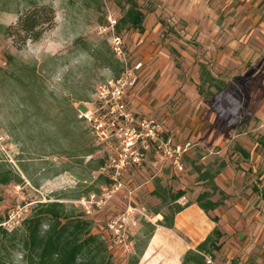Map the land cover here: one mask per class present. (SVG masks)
I'll use <instances>...</instances> for the list:
<instances>
[{
  "label": "rangeland",
  "instance_id": "rangeland-1",
  "mask_svg": "<svg viewBox=\"0 0 264 264\" xmlns=\"http://www.w3.org/2000/svg\"><path fill=\"white\" fill-rule=\"evenodd\" d=\"M40 2L53 7L55 20L37 41L55 54L45 52L39 60L25 61L22 54L31 39L18 44L6 28L27 12L26 3L0 0V170L21 179L0 185V222L15 208H25L28 215L39 203L62 202L74 216L91 221L92 233L105 241L114 264H128L132 255L143 251L142 264L152 238L162 228V214L167 212L162 209L156 214L161 201L151 192L157 178L174 191H187L180 203L195 204L206 188L198 181L195 166L215 170L225 161L227 166L220 174L226 176L229 165L234 174L224 180L234 191L250 197L252 189H260L264 171L244 170L241 164H249L248 158L231 151L240 136L254 141L260 134L258 123L244 124L250 117L249 100L258 91L250 87L257 82L256 76H251L253 69H248L253 60L243 56L242 35L250 28L243 27L242 18L247 5L251 6L248 10L258 12L264 0H139L146 16L142 32L128 27L118 30L117 23L114 30L110 28L109 17L118 22L122 16L116 0ZM113 33L124 40L129 67L143 63L128 95L131 110L125 106L126 111L136 120L160 125L162 138H171L186 152L184 170L178 171L153 148L140 165L125 170L126 189L104 199L107 184L101 175L109 176L110 171L106 166L101 169V161L108 163L117 141L98 142L79 113L94 101L100 85L124 71L111 48ZM209 38L212 43L216 39L215 51L223 53L228 62L226 74L219 73L217 78L224 83L221 92L200 79L202 61H207L209 70L218 67L206 57L210 48H205L204 41ZM88 146L95 148L91 154H85ZM242 169L245 174L239 178L236 174ZM232 212L235 223L226 219V202L207 215L209 219L219 216L215 226L224 235L219 249L202 253L205 264H210L209 260L214 264H264V243L258 240L256 228L248 230L243 224L244 233L240 224L243 211L237 208ZM198 219L196 215L191 225L177 230L174 223L172 230L164 233L165 244L149 260L165 264L177 252V264H182L189 250L198 251L206 239L203 231H198ZM150 224L156 227L152 236ZM20 248V233L0 235L2 261L24 264Z\"/></svg>",
  "mask_w": 264,
  "mask_h": 264
},
{
  "label": "trees",
  "instance_id": "trees-1",
  "mask_svg": "<svg viewBox=\"0 0 264 264\" xmlns=\"http://www.w3.org/2000/svg\"><path fill=\"white\" fill-rule=\"evenodd\" d=\"M122 10V16L117 22V29L128 27L138 31H144L145 12L139 4V0H116ZM27 12L19 21L6 28L7 33L13 37L18 44L26 40H39L44 32L52 28L55 20V11L52 6L42 4L40 0H24ZM202 81L214 86L217 91L223 90L216 78L211 76L205 65L201 68ZM201 93V92H200ZM213 95V92H209ZM82 119V118H81ZM84 120V119H83ZM94 147L88 146L85 154H91ZM244 151V150H243ZM245 154L247 152L244 151ZM101 161V169L105 167ZM226 167L222 161L215 170L211 166L202 164L195 166L198 174V181L203 182L205 190L200 192L195 202L207 215L225 204L228 195L216 182L221 170ZM101 175L106 184L111 183L108 175ZM12 181H21L20 176L0 170V185L9 184ZM153 196L161 201V207L156 214H161L162 209L167 212L162 214L163 219L159 224L165 228L172 229L175 223V215L192 205V202L182 204L179 200L186 196L185 189L174 191L162 184V180H155V188L151 192ZM219 195L218 198L216 196ZM219 216L211 217L216 224L219 223ZM6 218L2 221L4 222ZM0 235L11 234L21 237V252L24 264H114L108 254V247L99 235L91 231V221L87 218L77 217L73 212H68L62 202L39 203L34 210H31L19 226L8 230L1 225ZM155 226L150 224L149 233L153 234ZM11 232V233H10ZM224 233L216 225L208 234L206 239L198 246V251L189 250L182 264L194 263L205 264L202 253H212L221 247L220 239ZM143 251L132 255L128 264H139ZM0 264H8L0 259Z\"/></svg>",
  "mask_w": 264,
  "mask_h": 264
},
{
  "label": "built area",
  "instance_id": "built-area-1",
  "mask_svg": "<svg viewBox=\"0 0 264 264\" xmlns=\"http://www.w3.org/2000/svg\"><path fill=\"white\" fill-rule=\"evenodd\" d=\"M117 20L109 17L110 28L114 30ZM111 48L125 68L121 76L100 85L95 99L87 103L86 109L79 116L91 126L93 135L98 142L117 141V150L105 165L110 171L111 183L104 187L102 197L111 198L122 189H126L123 174L129 167L140 165L146 160L153 148L158 149L161 160L168 161L178 171H183V155L185 148L177 146L171 138L161 136V127L152 120H136L126 111L124 101L126 94L137 80V73L143 63L138 62L129 67L124 40L119 34L113 33L110 38ZM25 208H15L1 225L15 228L27 217ZM210 264H214L209 260Z\"/></svg>",
  "mask_w": 264,
  "mask_h": 264
},
{
  "label": "crops",
  "instance_id": "crops-1",
  "mask_svg": "<svg viewBox=\"0 0 264 264\" xmlns=\"http://www.w3.org/2000/svg\"><path fill=\"white\" fill-rule=\"evenodd\" d=\"M185 6H181L180 9L184 8ZM251 6H246L247 13L244 14L243 19V27H249L250 29L247 31V33L242 35V42L245 45V49L243 51V56L248 57V59H252L253 62L248 65V69H253V72L251 74L252 77L256 76L257 82L254 84H250L251 89L258 91L257 95H252L251 99L249 100L248 109L249 111V118H246L244 120V124L248 123H258L259 126L256 128L259 130L258 135H256L255 140L252 141L249 137H242L238 138L235 150L231 151V154L234 153L235 155L240 154L241 156L244 155V158L250 161L249 164L246 162L244 164H241V167L244 170H250L253 169L254 171H257L258 174L263 173L264 171V12L262 13L260 10H264V4L262 6V9H260L258 12L254 9L248 10ZM160 11V10H159ZM203 18V15H202ZM201 18V19H202ZM213 38V37H212ZM202 39V36H201ZM207 42H205V48H210V50L207 51V58L209 62H216L218 67L215 69L209 70L206 63L207 61H202L200 64V79L201 78V68L203 65L206 66V68L210 71L211 76L214 78H218V74H226L227 68H228V62L226 60V56H223V53H218L215 51L217 48L216 39H212L214 42H211V38H209ZM254 44V46L252 45ZM243 47V46H242ZM220 84L224 85L222 81H216ZM224 88V87H223ZM133 88H130L126 94L125 97V106L127 109H130L128 106V95L131 92ZM131 110V109H130ZM216 116L211 117V120H215ZM240 122V121H239ZM246 134V133H243ZM247 152V154L244 153V151ZM246 156V157H245ZM243 157V156H242ZM245 165V166H244ZM248 165V167H246ZM227 166V163H226ZM243 169L236 174L239 178H241V174H245L243 172ZM232 173L234 174V171L230 169L228 165V170L226 172V176L223 173L220 174V176L217 177L216 182L219 185V187L224 190L227 195L229 196L226 200V219L232 220V211H237V208L239 210L243 211V216L240 219V224L242 225V229L244 233H247L248 230H252L253 227L256 228V233L258 234L257 238L261 243H264V174L260 177L262 179V183L260 184V189L256 190V192L251 190L250 194H252L250 197H243L239 192L234 191L232 189V186H229V181H225L224 178L229 176L232 177ZM233 186L238 187L236 183L233 184ZM236 204V205H235ZM255 208L251 213L247 214L249 210L252 208ZM198 216V231H203V239L208 236L210 231L213 230L215 227V222L212 221L207 217V214L195 203L184 209L182 212L179 213V215L176 218V230L177 228L187 227L188 225H191L194 221V217ZM204 215V216H203ZM246 221V222H243ZM232 223H235L234 220H232ZM243 224L247 227L245 229L243 227ZM172 229H168L162 226L160 230L154 235V237L151 240V243L149 246L153 244V241H155V238H157V242L155 243L154 252L157 250V248L160 245L165 244L166 240L164 239V233L171 231ZM228 233H230V230H226ZM154 239V240H153ZM169 245V244H168ZM170 246V245H169ZM264 247V246H261ZM148 249H146L144 253V257L142 260L143 263L150 262L149 264H153L155 261H150L148 257H151L154 253L151 255L148 254ZM177 252L174 253L173 257L168 259V261L165 263H170L172 261H175V264H177Z\"/></svg>",
  "mask_w": 264,
  "mask_h": 264
},
{
  "label": "clouds",
  "instance_id": "clouds-1",
  "mask_svg": "<svg viewBox=\"0 0 264 264\" xmlns=\"http://www.w3.org/2000/svg\"><path fill=\"white\" fill-rule=\"evenodd\" d=\"M57 20H58V28H59V16L57 17ZM25 52H26V54H22L25 61H27L29 59L39 60L40 56L45 52H50L51 54H55L51 48H44L41 45L40 41H36L34 44L31 40H29L27 42Z\"/></svg>",
  "mask_w": 264,
  "mask_h": 264
},
{
  "label": "bare ground",
  "instance_id": "bare-ground-1",
  "mask_svg": "<svg viewBox=\"0 0 264 264\" xmlns=\"http://www.w3.org/2000/svg\"><path fill=\"white\" fill-rule=\"evenodd\" d=\"M156 242H157V238H155V241H153V244L151 246H149L148 254L151 255L152 253H154V247H155L154 245H155ZM153 264H157V261H155ZM167 264H175V261H172V262L167 263Z\"/></svg>",
  "mask_w": 264,
  "mask_h": 264
}]
</instances>
